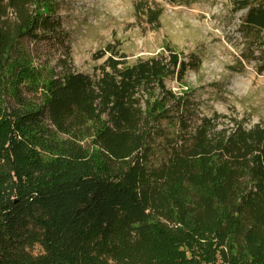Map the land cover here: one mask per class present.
Masks as SVG:
<instances>
[{
    "label": "trees",
    "instance_id": "obj_1",
    "mask_svg": "<svg viewBox=\"0 0 264 264\" xmlns=\"http://www.w3.org/2000/svg\"><path fill=\"white\" fill-rule=\"evenodd\" d=\"M59 9L0 0V264H264V122L200 114L171 51L77 71Z\"/></svg>",
    "mask_w": 264,
    "mask_h": 264
},
{
    "label": "rangeland",
    "instance_id": "obj_2",
    "mask_svg": "<svg viewBox=\"0 0 264 264\" xmlns=\"http://www.w3.org/2000/svg\"><path fill=\"white\" fill-rule=\"evenodd\" d=\"M58 1L77 71L92 74L109 47L129 62L171 51L189 67L181 81L169 75L165 84L188 92L200 114L225 115L220 127L233 119L246 128L264 122L263 31L245 24L249 9L264 0H248L241 9V0ZM190 243L201 252L199 241Z\"/></svg>",
    "mask_w": 264,
    "mask_h": 264
}]
</instances>
